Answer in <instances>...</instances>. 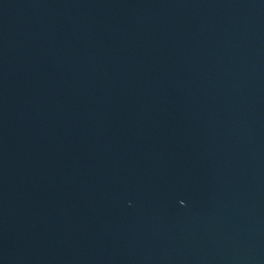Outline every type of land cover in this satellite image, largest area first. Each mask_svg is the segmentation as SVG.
<instances>
[{
  "label": "water",
  "instance_id": "obj_1",
  "mask_svg": "<svg viewBox=\"0 0 264 264\" xmlns=\"http://www.w3.org/2000/svg\"><path fill=\"white\" fill-rule=\"evenodd\" d=\"M0 264H264V0H0Z\"/></svg>",
  "mask_w": 264,
  "mask_h": 264
}]
</instances>
